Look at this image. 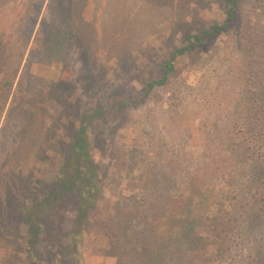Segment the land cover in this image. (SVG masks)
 <instances>
[{
    "label": "rangeland",
    "instance_id": "1",
    "mask_svg": "<svg viewBox=\"0 0 264 264\" xmlns=\"http://www.w3.org/2000/svg\"><path fill=\"white\" fill-rule=\"evenodd\" d=\"M227 11L224 0H0V92L16 69L0 93V264H28L23 208L55 180L81 115L118 92L143 95L174 51ZM235 16L213 48L178 57L145 104L89 124L103 199L85 228L87 264H147L143 245L154 264H264L263 209L245 193L264 168V0H237ZM189 201L207 223L181 242L174 230ZM74 209L41 244L60 242L65 264Z\"/></svg>",
    "mask_w": 264,
    "mask_h": 264
},
{
    "label": "trees",
    "instance_id": "2",
    "mask_svg": "<svg viewBox=\"0 0 264 264\" xmlns=\"http://www.w3.org/2000/svg\"><path fill=\"white\" fill-rule=\"evenodd\" d=\"M224 2L228 5L225 20L222 23H214L202 32L188 37L186 45L183 48L176 49L171 59L163 63L164 71L162 77L145 84L143 95L134 96L126 92H118L112 96L107 106L99 107L89 116L84 115V113L81 115L84 120L77 129L70 154L61 161L59 173L55 180L47 187L46 191L36 196L30 204H26L23 208L24 222L28 227L29 238L23 242L24 249L22 251L26 254L28 264H44L43 256L45 257L46 264H65L64 257L59 254L60 248H62L60 242H53L44 248H41V244L45 238V231L47 229L52 234L51 238L53 240H57L61 236L63 227L60 222L63 220L65 209L70 203L75 208L71 236L67 243V249H69L68 252L71 255V264H87L85 260V228L91 221L90 216L97 210L103 199V189L100 185L98 166L94 161L91 143L88 140L89 124L95 118L113 111L117 106L136 108L145 104L157 87H163L168 83L170 75L175 70V62L178 57L190 52L196 46L206 49L213 48L217 38L223 33L230 31L236 20L237 0H224ZM6 40L5 36L0 37V63L5 56L6 49L4 46ZM21 58L22 56H20L19 60ZM15 71L16 69L12 68L6 72L4 83L1 86V94L8 91L10 86H13ZM8 85L10 86L6 87ZM3 111L4 105L2 106L1 104L0 115H2ZM255 177H257V180L252 183L251 187L245 190V193L250 199L253 198L255 203L258 202L256 210L260 211L262 208L261 213H264V168L258 170ZM255 185L256 189H252ZM254 191L255 194L257 192L256 197H254ZM200 196L201 194L198 195V197ZM248 206L253 209V203H249ZM192 207V203L189 201L183 209L184 214L182 217H179L178 228L176 227V230H174L181 242H186L182 237L195 231L199 225H206L207 223L204 222V217L200 216L198 218V215H193ZM257 219L259 220L260 218ZM175 221H177V218L172 219V226L176 224ZM209 222L215 224L212 226L214 234L221 237V233H223L222 224L217 221ZM245 226L247 227L246 230L252 234L253 229H256V225L252 224V221H249ZM124 228H128V222ZM160 235L161 232L158 229L157 236ZM143 246L144 248L141 252L137 251V254L141 255L147 264H154L152 257L155 253L154 250L146 245ZM259 255L264 256V251H258ZM157 264H162L159 257Z\"/></svg>",
    "mask_w": 264,
    "mask_h": 264
}]
</instances>
